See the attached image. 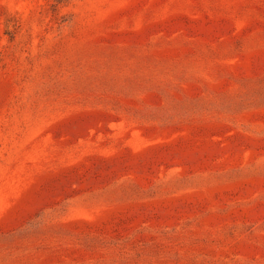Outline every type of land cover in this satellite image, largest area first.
Returning a JSON list of instances; mask_svg holds the SVG:
<instances>
[{
    "label": "rangeland",
    "instance_id": "1",
    "mask_svg": "<svg viewBox=\"0 0 264 264\" xmlns=\"http://www.w3.org/2000/svg\"><path fill=\"white\" fill-rule=\"evenodd\" d=\"M0 264H264V0H0Z\"/></svg>",
    "mask_w": 264,
    "mask_h": 264
},
{
    "label": "bare ground",
    "instance_id": "2",
    "mask_svg": "<svg viewBox=\"0 0 264 264\" xmlns=\"http://www.w3.org/2000/svg\"><path fill=\"white\" fill-rule=\"evenodd\" d=\"M164 51H165V50H164ZM164 51H163V52H164ZM166 52H168V54H169V51H168V50H167ZM165 54H167V53H165ZM169 55H170V54H169ZM171 55H172V53H171ZM210 85H211V84H210ZM210 85H209V87L211 88ZM213 85H214V84H213ZM213 85H212V87H213ZM216 85H217V84H216ZM214 86H215V85H214ZM217 86H218V85H217ZM189 89H190V87H189ZM213 89H214V87H213ZM189 91H190V90H189ZM185 125L187 126V124H184V126H185ZM160 135H161V134H160ZM166 135H167V134H166ZM42 159H43V158H42ZM41 162H42V161H41ZM42 165H43V164H42ZM21 194H22V193H21ZM19 195H20V194H19ZM19 195H18V196H19ZM21 196H22V195H21ZM16 199H17V198H16ZM19 199H20V197H19ZM16 201H17V200H16Z\"/></svg>",
    "mask_w": 264,
    "mask_h": 264
}]
</instances>
